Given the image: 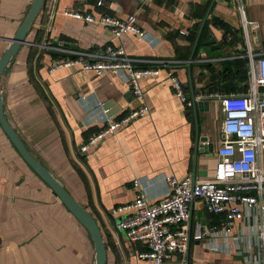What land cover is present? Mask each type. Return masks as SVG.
Returning a JSON list of instances; mask_svg holds the SVG:
<instances>
[{"label":"crops","instance_id":"obj_1","mask_svg":"<svg viewBox=\"0 0 264 264\" xmlns=\"http://www.w3.org/2000/svg\"><path fill=\"white\" fill-rule=\"evenodd\" d=\"M34 1L0 0V60ZM99 1L44 0L27 43L1 79L0 92L9 124L30 153L96 219L107 264H137L143 246L117 230L119 218L112 211L135 200L136 179L214 177L224 120L221 97L246 92L248 54L256 60L264 56V0H102V6ZM240 3L246 21L257 25L248 30V38ZM66 11L123 20L135 15L159 43L152 46L134 35L117 38L100 24L67 17ZM109 45L123 46L138 68L145 67V60L171 62L170 70L196 104L188 108L174 94L162 69L159 77L142 81L149 114L82 153L80 147L103 126L95 121L103 117L95 102L104 103V109L112 105L107 110L114 117L138 103L131 87L112 73L96 76L78 66L52 70L63 59L50 52H58L53 47L102 52ZM82 96L96 110L90 124L84 120ZM165 189L159 184L151 191L153 199ZM196 222L216 225L220 220L194 205L192 226ZM95 257L88 231L25 162L0 125V264H95ZM187 258L188 264H245L235 253L210 250L205 240L193 241Z\"/></svg>","mask_w":264,"mask_h":264},{"label":"built area","instance_id":"obj_2","mask_svg":"<svg viewBox=\"0 0 264 264\" xmlns=\"http://www.w3.org/2000/svg\"><path fill=\"white\" fill-rule=\"evenodd\" d=\"M102 4L100 0L98 5ZM239 11L248 38V30L257 25L246 21L241 3ZM65 15L100 24L117 38L134 35L152 46L159 43L153 33L139 26L135 15L124 20L110 15L95 17L81 11H66ZM53 50L64 52L71 58L54 62L52 70L78 66L96 76L112 73L131 87L132 96L138 103V107L114 117L108 116L104 103L95 102L103 115L95 121L103 126L80 147L82 153H87L118 129L149 114L142 81L159 77L162 69L167 70L174 94L188 108L193 106L182 81L170 70L172 64L167 60H145L142 61L145 67L138 68L137 61L127 56L123 46L109 45L102 52L62 47H53ZM248 64V90L221 97L224 120L214 177L198 180L188 176L179 180L164 175L155 179H136L133 181L138 190L135 200L113 209L112 216L119 218L117 230L124 232L131 243L147 249L138 253L137 264H187L191 243L203 240L214 252L235 253L243 257L245 264H264V56L256 60L249 53ZM80 101L87 113L86 124L95 122L92 114L96 110L88 106L87 97L82 96ZM159 184L166 189L155 201L151 191ZM194 205H201L207 213L218 217L219 224L196 222L192 226ZM239 223H242L241 228H238Z\"/></svg>","mask_w":264,"mask_h":264},{"label":"water","instance_id":"obj_3","mask_svg":"<svg viewBox=\"0 0 264 264\" xmlns=\"http://www.w3.org/2000/svg\"><path fill=\"white\" fill-rule=\"evenodd\" d=\"M44 0H35L27 17L21 24L15 37L11 39L10 47L0 60V83L2 77L6 76L10 70V63L16 57L20 51L22 45L26 44V38L30 28L36 20ZM222 40H227L223 37ZM219 38L208 41L207 45H213ZM194 106L196 104L195 98H193ZM112 105H105V109L111 110ZM109 116L114 115L113 111H109ZM0 125L4 132L9 137L14 147L20 153L25 162L31 167V169L51 188V190L58 196L61 202L66 208L75 216V218L85 227L90 234L95 246V264H107V248L103 240L101 229L93 217V215L81 205L64 187V185L54 177V175L31 153L28 145L21 140L17 132L11 127L8 121V117L4 111V101L0 92ZM188 264V262H187Z\"/></svg>","mask_w":264,"mask_h":264},{"label":"trees","instance_id":"obj_4","mask_svg":"<svg viewBox=\"0 0 264 264\" xmlns=\"http://www.w3.org/2000/svg\"><path fill=\"white\" fill-rule=\"evenodd\" d=\"M50 54L53 56V58H56V59H64V58H66V55H64V54H61V53H58V52H50ZM69 56V55H68ZM72 58H74V57H72ZM101 130V129H100ZM99 131H97V133H98ZM97 133H95V134H97ZM94 134V135H95ZM139 245V244H138ZM143 246V245H142ZM147 249H146V247H144L143 246V250L142 251H146ZM189 261H190V259H189Z\"/></svg>","mask_w":264,"mask_h":264}]
</instances>
